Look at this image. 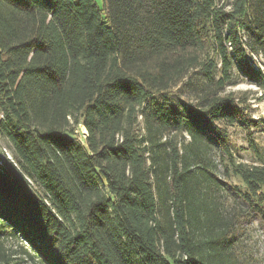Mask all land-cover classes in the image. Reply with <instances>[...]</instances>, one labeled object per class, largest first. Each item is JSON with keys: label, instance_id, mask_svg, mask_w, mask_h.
Here are the masks:
<instances>
[{"label": "trees", "instance_id": "1", "mask_svg": "<svg viewBox=\"0 0 264 264\" xmlns=\"http://www.w3.org/2000/svg\"><path fill=\"white\" fill-rule=\"evenodd\" d=\"M102 2L0 0V264L7 240L32 264H234L235 217L194 203L218 186L213 144L264 225V165L236 161L224 128L258 125L227 88L235 68L264 92L241 34L264 53V0Z\"/></svg>", "mask_w": 264, "mask_h": 264}, {"label": "rangeland", "instance_id": "2", "mask_svg": "<svg viewBox=\"0 0 264 264\" xmlns=\"http://www.w3.org/2000/svg\"><path fill=\"white\" fill-rule=\"evenodd\" d=\"M222 2L227 4L229 0H222ZM95 3L99 8H102V0H95ZM241 34L249 64L255 70H259L264 74V53L251 52L247 37L242 32ZM234 77L237 84L228 87L227 90L235 92L250 91V115L258 122V125L249 129L239 125L224 127L227 145L236 161L264 165V92L241 76L235 68ZM181 94L182 92L176 89L175 95L179 96V98L176 97L177 101L174 100L176 105H180L183 99L180 97ZM138 132L142 133L141 125L138 126ZM85 133L86 131L83 127H77L76 135L80 140L84 138ZM249 136L253 140L256 150L250 147L248 142ZM189 141V137L184 134V141L181 142V147ZM11 153L9 143L0 137V161L12 159ZM208 155L212 170H217L218 186H213L212 191H207V193L201 187V190L196 193L198 198L194 204L198 208L197 214L199 217L203 215L201 209H199V204L202 202L205 194L208 195L207 197L215 200L219 204V211L223 217L234 216L237 221L234 225V241L229 251L234 264H264V225L252 217L240 201L237 191L243 192L245 190L244 185L238 177L233 176L231 173L227 175L224 172L226 162H222L223 158L215 145H208ZM260 194L264 196V187L261 188ZM259 205L264 210V200L259 202ZM197 227L199 226L194 224V236L197 240L204 241L206 239L205 230H197ZM4 249L7 255L10 256V264H32L28 259L23 258L19 254V248L15 241H5Z\"/></svg>", "mask_w": 264, "mask_h": 264}, {"label": "built area", "instance_id": "3", "mask_svg": "<svg viewBox=\"0 0 264 264\" xmlns=\"http://www.w3.org/2000/svg\"><path fill=\"white\" fill-rule=\"evenodd\" d=\"M9 160H11V159H9Z\"/></svg>", "mask_w": 264, "mask_h": 264}]
</instances>
